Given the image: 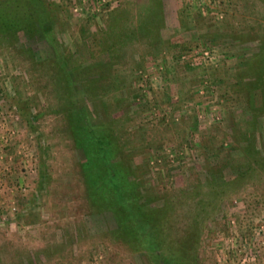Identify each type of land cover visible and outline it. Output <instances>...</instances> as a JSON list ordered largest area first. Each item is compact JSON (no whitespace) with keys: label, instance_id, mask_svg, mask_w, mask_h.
Masks as SVG:
<instances>
[{"label":"rangeland","instance_id":"obj_1","mask_svg":"<svg viewBox=\"0 0 264 264\" xmlns=\"http://www.w3.org/2000/svg\"><path fill=\"white\" fill-rule=\"evenodd\" d=\"M39 3L55 48L29 39L34 58L70 63L79 103L90 122L106 119L141 200L168 204L159 229L186 251L183 264H264V94L250 97L256 77L245 74L264 0ZM116 19L136 30L111 31ZM19 53L0 43V264H146L91 206L95 183L49 110L55 69Z\"/></svg>","mask_w":264,"mask_h":264},{"label":"trees","instance_id":"obj_2","mask_svg":"<svg viewBox=\"0 0 264 264\" xmlns=\"http://www.w3.org/2000/svg\"><path fill=\"white\" fill-rule=\"evenodd\" d=\"M43 9L39 0H0V43L13 47L20 52V55L26 54L23 57L27 56L33 60V63L39 65V68L48 64L55 69V75L53 74L54 98H56L57 105L56 107L55 105L50 106L49 110L62 122L73 148L82 154L83 159L77 161V165L84 180L89 183V179H91L95 183V199L91 201L95 212L106 210L111 213L115 222V233L119 234L121 239L132 242L133 246L143 251L146 264H152V262H156L155 264H183V258L187 255L186 251L180 249L181 247L176 244L174 247L176 252L171 249L170 247L174 245V238L169 233L163 236L159 229L164 224L165 207L168 204L163 203L162 209L165 210L163 212L160 206H149L147 200H141L142 197H147V194L141 193L140 182L135 179L125 160L121 159L117 149L118 145L110 135L106 119L100 117L99 121L90 122L85 107L79 103L80 92L73 86L71 78L73 71L70 63L59 52L51 55L50 59V56L34 58V52L27 43L29 39L45 40L52 48H55L50 36L51 31L46 27L49 18ZM149 18L150 15L145 13L144 20L137 26V30L140 27L143 30L149 24ZM127 20L123 19L119 22L116 19L111 23L109 29L111 31L115 29L117 33L123 29H130L124 24ZM132 30L135 31L136 27H132ZM132 30H128V33H125L126 36L132 34L130 33ZM19 34H23L27 40L19 41ZM120 36H124V34ZM245 71L246 75L250 71L253 73V77H256V81H253L250 86L248 83L246 87H254L250 97H254L255 89L258 97L259 95L263 96L264 38L259 44L254 58L247 61ZM247 136L249 137V135ZM244 138L246 139V136ZM245 139L247 148L246 146H241V148L249 153L248 148H252V144L250 140L247 142ZM239 168L242 167H234L237 171ZM221 172L220 170L215 171L216 176H221ZM211 182V188L210 181L203 183L206 185L205 188L217 190L222 183L216 182L214 178L211 179ZM202 197L204 195L200 196V198ZM164 226L166 225L164 224ZM168 247L169 249H166Z\"/></svg>","mask_w":264,"mask_h":264}]
</instances>
